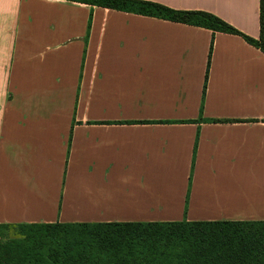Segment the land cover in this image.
I'll return each instance as SVG.
<instances>
[{"label": "crops", "instance_id": "obj_1", "mask_svg": "<svg viewBox=\"0 0 264 264\" xmlns=\"http://www.w3.org/2000/svg\"><path fill=\"white\" fill-rule=\"evenodd\" d=\"M139 1L261 38V0ZM175 222H264V53L171 21L0 0V225Z\"/></svg>", "mask_w": 264, "mask_h": 264}, {"label": "trees", "instance_id": "obj_2", "mask_svg": "<svg viewBox=\"0 0 264 264\" xmlns=\"http://www.w3.org/2000/svg\"><path fill=\"white\" fill-rule=\"evenodd\" d=\"M65 1L237 35L264 53V0L259 41L208 13L139 0ZM0 230L18 234L0 241V264H264V222L0 225Z\"/></svg>", "mask_w": 264, "mask_h": 264}, {"label": "rangeland", "instance_id": "obj_3", "mask_svg": "<svg viewBox=\"0 0 264 264\" xmlns=\"http://www.w3.org/2000/svg\"><path fill=\"white\" fill-rule=\"evenodd\" d=\"M17 235L18 234L15 231L0 230V241H7L9 239L17 237Z\"/></svg>", "mask_w": 264, "mask_h": 264}]
</instances>
